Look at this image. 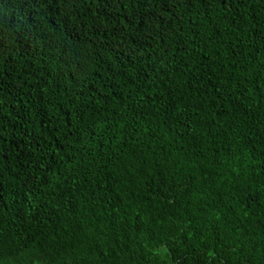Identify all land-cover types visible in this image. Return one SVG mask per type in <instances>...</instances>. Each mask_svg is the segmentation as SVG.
I'll list each match as a JSON object with an SVG mask.
<instances>
[{
  "label": "trees",
  "instance_id": "obj_1",
  "mask_svg": "<svg viewBox=\"0 0 264 264\" xmlns=\"http://www.w3.org/2000/svg\"><path fill=\"white\" fill-rule=\"evenodd\" d=\"M0 264H264V0H0Z\"/></svg>",
  "mask_w": 264,
  "mask_h": 264
}]
</instances>
